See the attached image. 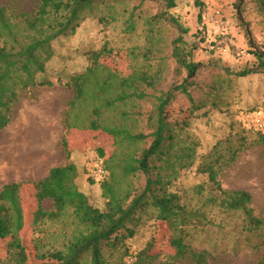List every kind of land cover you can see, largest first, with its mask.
<instances>
[{
    "label": "trees",
    "instance_id": "16d2710c",
    "mask_svg": "<svg viewBox=\"0 0 264 264\" xmlns=\"http://www.w3.org/2000/svg\"><path fill=\"white\" fill-rule=\"evenodd\" d=\"M112 1L39 0L35 13L23 14L20 21L12 19L8 6L0 7V130L11 122L22 91L55 84L46 73L56 40L75 34L89 17L108 25L125 16V32L137 31L136 16L143 13L144 0L123 10L112 5ZM165 3L164 14L146 19L148 44L116 49L105 42L92 53L91 65L73 75L69 82L74 94L64 114L67 130L62 140L67 153L70 154V149L95 146L98 134L114 140L112 149L95 147L107 175L101 182H92L101 185L107 201L105 209L93 204L80 189L77 181L80 171L75 163L53 167L44 179L33 182L28 197L35 204L33 211L25 206L21 183H8L0 190V240H8L9 249L17 252L21 263L29 264L28 247L21 234L30 217L35 234L44 232L46 221L70 216L72 236L66 237L61 247H49L42 236L37 239L33 236L35 258L31 264H157L162 253L154 249L155 239L137 253H131L126 246L145 220H153L157 226L163 224L170 231L174 252L166 264L179 261L210 264L209 252L194 249L188 240L194 220L210 222L206 212L188 207L171 187L180 169L193 165L195 154L193 148L183 146L184 140L179 139L180 132L176 129H186L193 115H208L209 103L216 107L213 96L217 94V82L197 79L199 64L179 37L173 42L171 57L176 61V70L184 69L188 76L181 83L158 90L156 72L150 66L157 47L153 31L163 19L169 20L167 11L177 5L175 0ZM257 3L264 12V0ZM196 5L202 8L204 4L196 0ZM250 53L251 62L234 75L264 73V53L257 50ZM118 55L125 57L129 72L103 61ZM232 71L226 68L227 74ZM199 90L206 93L196 97ZM182 95L190 103L184 111L176 108ZM259 115L264 117V111ZM248 128L264 142L263 133ZM222 143L219 141L202 155L199 164V171L208 175L209 182L221 194L209 197L206 203L220 206L226 213L241 211L242 232L258 236L264 242V219L254 215L250 206L252 194L243 189L224 190L219 180L221 172L243 148L229 146L222 150ZM47 200L53 202L51 210L44 207ZM263 242L253 246L260 247ZM128 256L134 260L129 262Z\"/></svg>",
    "mask_w": 264,
    "mask_h": 264
},
{
    "label": "rangeland",
    "instance_id": "374dc122",
    "mask_svg": "<svg viewBox=\"0 0 264 264\" xmlns=\"http://www.w3.org/2000/svg\"><path fill=\"white\" fill-rule=\"evenodd\" d=\"M140 1L114 0L111 4L123 10ZM175 1L176 7L167 11L169 20L163 19L153 31L157 47L150 66L156 72L157 88L168 89L188 76L186 70H176V61L171 57L174 40L182 37L187 43L185 49L192 50L191 57L199 64L197 79L206 83L217 82V94L213 96L217 105L214 107L209 103L208 115H193L186 129H176L180 132L179 139L184 140L183 146L193 148L195 154L193 165L180 169L171 190L179 192L188 207L206 212L210 222L205 224L194 220L188 240L194 249L209 252L210 264H261L264 262V242L258 236L242 232L244 214L241 211L226 213L222 207L206 203L209 197H220L221 194L209 182L208 175L198 168L202 155L210 152L221 140L222 150L229 146L242 147L236 160L221 172L219 180L224 190L249 191L253 196L250 206L254 215L264 219V142L259 134L248 128V116L264 111V73L255 71L247 77L234 75L251 62L253 55L250 52L264 53V12L258 0H200L204 4L202 8L196 5V0ZM1 6H8L12 19L20 21L23 14L32 16L35 13L39 0H0ZM142 10L143 13L136 16L135 33L125 32V16L108 25L89 17L75 34L54 42V56L48 63L46 76L55 84L22 91L11 122L0 130V172H5L0 173V190L5 184L21 183L25 206L32 210L35 204L28 197L32 194L33 182L44 179L53 167L75 163L80 171L77 180L80 189L93 204L105 209L107 201L101 185L92 182L91 172L95 164L102 162L95 147L112 149L114 140L109 135L98 134L95 146L84 150L70 149V154L67 153L62 140L67 130L64 114L74 94L69 82L73 75L91 65L92 53L105 42L116 49L148 44L146 19L166 12L165 0H144ZM103 61L124 72L130 71L123 55L104 58ZM226 68L233 73L227 74ZM204 93L205 90H199L195 96ZM189 106L184 95L178 98L176 108L184 111ZM44 207L51 210L53 202L47 200ZM71 222L70 216L48 220L44 232L34 234L30 217L21 234L28 247L29 264L35 258L33 236L36 239L42 236L49 247H61L65 238L72 236L74 227ZM153 239L156 240L154 249L162 253L157 264H166L174 247L170 231L163 224L157 226L153 220H145L126 246L131 253H137ZM7 241L0 240V264H23L17 252L9 249ZM260 242H263L260 247L253 246ZM131 258L128 256L127 260L131 262ZM176 264L194 263L179 261Z\"/></svg>",
    "mask_w": 264,
    "mask_h": 264
},
{
    "label": "built area",
    "instance_id": "2783aa9c",
    "mask_svg": "<svg viewBox=\"0 0 264 264\" xmlns=\"http://www.w3.org/2000/svg\"><path fill=\"white\" fill-rule=\"evenodd\" d=\"M217 13H220L218 11ZM250 127L253 128L256 132H260L264 134V117L262 115H256V116H248ZM91 177L96 182H101L105 179L107 172L106 170L101 166L100 163L95 164V166L92 168ZM133 261V258L130 260Z\"/></svg>",
    "mask_w": 264,
    "mask_h": 264
},
{
    "label": "bare ground",
    "instance_id": "6f19581e",
    "mask_svg": "<svg viewBox=\"0 0 264 264\" xmlns=\"http://www.w3.org/2000/svg\"><path fill=\"white\" fill-rule=\"evenodd\" d=\"M10 147H11V146H10ZM3 148H4V147H3ZM7 149H8V148H7ZM11 149H12V148H11ZM11 149H10V150H11ZM13 149H14V148H13ZM2 150H3V149H2ZM10 150H9V151H10ZM14 153H15V152H14ZM14 153H13V154H14ZM24 153H25V152H24ZM2 154H3V153H2ZM9 154H10V153H9ZM25 154H26V153H25ZM6 155H7V154H6ZM21 156H22V155H21ZM28 156H29V154H28ZM30 156H31V155H30ZM0 159H1V158H0ZM6 159H7V158H6ZM13 159H14V158H13ZM8 160H9V159H8ZM18 161H19V160H18ZM20 161H22V160H20ZM20 161H19V162H20ZM1 162H3V160H2ZM9 163H10V162H9ZM15 164H16V163H15ZM18 164H19V163H18ZM14 166H15V165H14ZM19 167H20V166H19ZM15 168H16V166H15ZM12 169H14V168H12ZM4 170H5V169H4ZM9 170H10V169H9ZM18 170H19V169H18ZM21 170H23V169H21ZM10 171H11V170H10ZM12 171H13V170H12ZM12 171H11V172H12ZM19 171H20V170H19ZM0 173H1V172H0ZM4 173H5V172H4ZM4 173H1V174H4ZM8 173H10V172H8ZM17 173H18V171H17ZM19 173H20V172H19ZM13 174H14V173H13ZM4 176H5V175H4ZM8 176H9V175H8Z\"/></svg>",
    "mask_w": 264,
    "mask_h": 264
}]
</instances>
